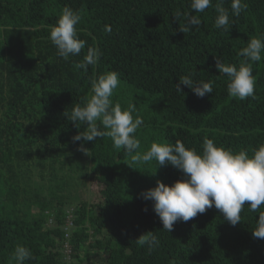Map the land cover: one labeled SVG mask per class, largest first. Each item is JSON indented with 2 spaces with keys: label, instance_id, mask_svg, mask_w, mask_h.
I'll list each match as a JSON object with an SVG mask.
<instances>
[{
  "label": "trees",
  "instance_id": "obj_1",
  "mask_svg": "<svg viewBox=\"0 0 264 264\" xmlns=\"http://www.w3.org/2000/svg\"><path fill=\"white\" fill-rule=\"evenodd\" d=\"M217 2L196 13L191 0H0V264L18 244L32 253L24 264H264V239L252 235L257 213L247 205L235 226L212 207L165 231L141 193L182 173L133 159L153 142L199 152L207 138L249 154L264 143V53L250 62L254 96L245 100L228 95V77L215 67L216 58L239 66L240 50L264 35V0H245L239 16L223 0L228 32L215 27ZM66 6L80 14L77 34L86 41L68 60L49 39ZM184 13L201 20L186 33ZM88 46L101 56L85 72L76 64ZM108 71L120 79L113 102L134 103L143 121L131 154L108 137L74 142L86 125L64 114L90 95V78ZM184 75L212 82V93L196 96L180 83ZM146 231L160 241L152 251L136 243Z\"/></svg>",
  "mask_w": 264,
  "mask_h": 264
},
{
  "label": "clouds",
  "instance_id": "obj_2",
  "mask_svg": "<svg viewBox=\"0 0 264 264\" xmlns=\"http://www.w3.org/2000/svg\"><path fill=\"white\" fill-rule=\"evenodd\" d=\"M212 0H191L190 7L196 13H203L212 7ZM245 0H231V15L239 16L246 10ZM215 27L230 30L229 10L223 6V0L215 4ZM182 14L176 13L179 17ZM184 24L179 30L189 32L192 26L201 23L199 16L184 13ZM81 22V16L70 7H63L54 25L50 26L49 39L57 50V55L68 60L72 55H79L86 47V41L80 39L76 25ZM110 33L111 28L106 26ZM264 53V35L252 37L247 45L240 50L245 60L239 66L225 64L221 59H215V67L228 77L227 92L232 98L245 100L254 96L255 76L250 62H261ZM101 51L98 47L88 46L83 61L76 67L87 72L89 65L99 62ZM180 83L192 89L198 97L212 93V82L196 81L191 75L179 78ZM120 83L119 74L108 71L90 78V95L83 104H75L70 113L65 112L68 120L79 128L78 124L86 125L83 131L72 137L75 141H95L98 137H108L117 150L123 149L131 154L140 148V142L135 137L137 129L142 124L136 112L135 104L129 102L126 109L111 99ZM177 91H181L176 85ZM103 129V130H101ZM85 155H91L82 145L79 148ZM135 161L150 162L156 165L170 164L182 173V178L171 185L156 181L151 187L141 193V198L150 200L155 214L162 223L163 229L170 233L177 221L187 222L207 209L215 207L223 214L225 220L235 226L241 221V212L247 205L249 210L257 213L252 235L264 239V143L248 150L235 151L218 146L212 139H205L201 151L188 148L181 141L175 144L153 142L143 154L133 156ZM147 210V209H145ZM139 246H146L152 251L159 246V239L152 231H146L136 238ZM32 258L30 249L16 245L9 264H24Z\"/></svg>",
  "mask_w": 264,
  "mask_h": 264
},
{
  "label": "rangeland",
  "instance_id": "obj_3",
  "mask_svg": "<svg viewBox=\"0 0 264 264\" xmlns=\"http://www.w3.org/2000/svg\"><path fill=\"white\" fill-rule=\"evenodd\" d=\"M88 185H89V181L85 184V187H84V189H85V190H84V191H85L84 193H85V194H87L86 191L88 190ZM83 195H84V194H83ZM69 250H70V248L67 249V251H69ZM82 251H83V249L80 250V253H82ZM100 254H101V253H100ZM101 255L104 256L105 253H103V254H101Z\"/></svg>",
  "mask_w": 264,
  "mask_h": 264
}]
</instances>
